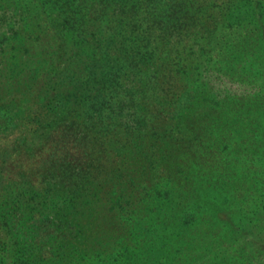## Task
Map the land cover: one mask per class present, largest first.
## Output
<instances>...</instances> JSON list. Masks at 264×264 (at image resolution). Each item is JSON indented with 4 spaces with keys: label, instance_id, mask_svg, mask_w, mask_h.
<instances>
[{
    "label": "trees",
    "instance_id": "obj_1",
    "mask_svg": "<svg viewBox=\"0 0 264 264\" xmlns=\"http://www.w3.org/2000/svg\"><path fill=\"white\" fill-rule=\"evenodd\" d=\"M39 9H0L10 18L0 38V264H69L71 244L125 239L129 207L155 189L209 188L215 170L188 160L187 144L264 155V0ZM199 67L257 89L200 107ZM46 201L55 206L44 214Z\"/></svg>",
    "mask_w": 264,
    "mask_h": 264
},
{
    "label": "rangeland",
    "instance_id": "obj_2",
    "mask_svg": "<svg viewBox=\"0 0 264 264\" xmlns=\"http://www.w3.org/2000/svg\"><path fill=\"white\" fill-rule=\"evenodd\" d=\"M42 2L0 0V9L30 4L41 12L46 10L39 9ZM8 18L0 15V38L10 23ZM196 78L193 94L197 95L195 105L200 107L213 106L227 96L243 97L257 89L206 67L193 73L192 79ZM21 144L29 148L25 138ZM181 151L185 157H192L188 160L194 158L202 170H215L205 175L216 179V183L210 184L209 180V188L202 189L198 183L180 180L183 189L176 193V189L167 187L169 195L155 189L153 200L142 209L129 207L134 212L128 219L125 239L112 241L103 236L94 241L90 236V240L74 247L71 244L69 264H264V155L212 154L196 143L187 144ZM7 187L14 184L8 183ZM53 206L46 201L41 211L47 214ZM4 212L0 206V213ZM17 219L15 214L9 222L13 225ZM137 221L140 225L134 226Z\"/></svg>",
    "mask_w": 264,
    "mask_h": 264
}]
</instances>
